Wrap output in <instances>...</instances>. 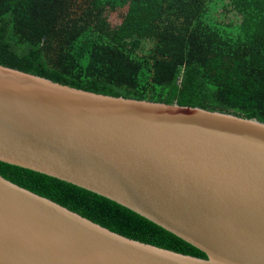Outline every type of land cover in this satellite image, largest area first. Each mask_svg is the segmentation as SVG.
<instances>
[{
    "label": "water",
    "instance_id": "1",
    "mask_svg": "<svg viewBox=\"0 0 264 264\" xmlns=\"http://www.w3.org/2000/svg\"><path fill=\"white\" fill-rule=\"evenodd\" d=\"M0 161L106 196L202 251L117 232L0 173V264H264V123L0 64Z\"/></svg>",
    "mask_w": 264,
    "mask_h": 264
},
{
    "label": "trees",
    "instance_id": "2",
    "mask_svg": "<svg viewBox=\"0 0 264 264\" xmlns=\"http://www.w3.org/2000/svg\"><path fill=\"white\" fill-rule=\"evenodd\" d=\"M0 64L264 123V0H0ZM0 173L117 232L205 257L106 196L2 161Z\"/></svg>",
    "mask_w": 264,
    "mask_h": 264
},
{
    "label": "rangeland",
    "instance_id": "3",
    "mask_svg": "<svg viewBox=\"0 0 264 264\" xmlns=\"http://www.w3.org/2000/svg\"><path fill=\"white\" fill-rule=\"evenodd\" d=\"M119 19H120V18H119L118 15H116V14L113 15V21L116 22V21H119Z\"/></svg>",
    "mask_w": 264,
    "mask_h": 264
}]
</instances>
